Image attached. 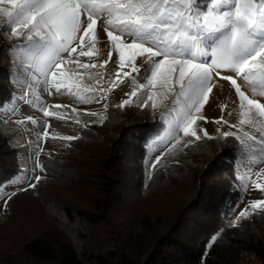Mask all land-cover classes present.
Returning <instances> with one entry per match:
<instances>
[{
  "label": "trees",
  "instance_id": "obj_1",
  "mask_svg": "<svg viewBox=\"0 0 264 264\" xmlns=\"http://www.w3.org/2000/svg\"><path fill=\"white\" fill-rule=\"evenodd\" d=\"M10 48L0 43V105L13 99ZM161 129L158 112L136 106L108 107L100 123L78 128L59 157L42 161L44 175L36 187L5 200L0 243L9 228L22 226V233L13 237L14 245L0 244V264H240L247 255L264 264V211L218 235L239 200L234 185L239 145L233 136L185 146L178 159L198 148L210 152L191 173L188 195L165 221L144 214L127 229L112 223L111 210L123 204L127 188L147 198L159 177L182 166L156 169L146 180L145 144ZM17 155L0 132V187L18 174ZM38 201L49 215L42 226L29 207Z\"/></svg>",
  "mask_w": 264,
  "mask_h": 264
},
{
  "label": "snow or ice",
  "instance_id": "obj_2",
  "mask_svg": "<svg viewBox=\"0 0 264 264\" xmlns=\"http://www.w3.org/2000/svg\"><path fill=\"white\" fill-rule=\"evenodd\" d=\"M82 17L88 21L87 27ZM98 20H102L111 45L108 60L99 67L103 69L111 61L114 51L119 69L111 87L102 91H111L131 75L122 71L125 67L138 73L136 60L142 57L150 66V75L146 83L136 87L152 90L148 94L152 108L158 107L156 96L171 95L186 101V108L175 119L167 121L170 139H177V132L200 139L194 123L212 91L213 73L233 72L254 93L264 97V0H0V26L7 25L11 37L23 40L13 45L12 50L28 54L33 62L31 66L42 74L46 90L55 89L56 93L65 89L78 97L82 92L92 93L94 98L98 96L93 88H81L78 80H59L54 71L64 62L63 54L71 57L77 52V48L72 47L77 40L80 41L79 56L91 57V50L85 51V47L90 44L94 49V26ZM76 62L78 68L88 72L90 79L95 75L103 77L101 72L88 71L96 67L94 64L79 63L78 57ZM221 78L230 81L239 98L238 126L248 125L260 134V139L248 132H243V138L237 135L240 149L247 151L259 144L264 150V104L242 91L236 78L227 75ZM127 95L129 100L123 101L121 108L131 103L137 91L134 89ZM0 107L15 112L6 105ZM41 110L44 117L63 118L47 108ZM27 119L35 123L31 117ZM204 134L208 135L206 131ZM44 135L47 136V132ZM232 135L223 133L225 137ZM64 139L75 138L66 136ZM37 167L43 166L37 164ZM35 180L38 184L40 177ZM36 184L29 187L34 188ZM250 208L264 211V201H254ZM246 214V210L241 211L240 217ZM216 239L212 237L213 242Z\"/></svg>",
  "mask_w": 264,
  "mask_h": 264
},
{
  "label": "rangeland",
  "instance_id": "obj_3",
  "mask_svg": "<svg viewBox=\"0 0 264 264\" xmlns=\"http://www.w3.org/2000/svg\"><path fill=\"white\" fill-rule=\"evenodd\" d=\"M82 19L84 27H87L88 21L84 17ZM94 27V49L91 48L90 44L85 47V51L91 50V57L88 55L79 56L80 41L77 40L72 44V47L77 48V52L73 53L71 57H68L67 53L63 54L64 62L54 71L57 73L59 80L66 78L78 80L81 88H93L98 96H105L104 99H99L98 96L94 98L92 93L82 92L81 96L78 97L67 93L65 89H61L60 93H56L55 89L46 90L47 85L43 82L44 78L36 67L31 66L33 62L29 59L28 54L12 50L13 45L23 43V40L11 37L10 28L7 25L0 26V43L4 42L11 45L9 54L13 65V78L15 77L13 99L5 104L7 109L14 108L15 112L0 107V132L10 145L17 150L19 164L18 174L0 187V222L5 221L7 218L8 211L5 207L7 197L21 191L20 189L29 187V184H35V177H43L42 168L37 167V164L41 165L43 160L50 157H59L62 148L68 142L64 137H75L78 128L100 123L108 107L123 109L127 106H136L154 110L152 101L148 100L149 91L152 90L136 87L139 84L146 83V77L150 75V66L145 63V59L142 57L136 60V65L140 69L138 73L131 72L129 67H125L122 71L130 72L131 75L123 78V83L112 88L111 91H102V89L106 90L111 87V82L117 79L116 73L119 69L114 51L112 52L111 61L103 69L99 67L104 61L108 60L111 45L102 20H98ZM80 35H83V32ZM85 42L88 43L87 37ZM77 57L79 63L94 64L96 67L88 71L92 73L101 72L103 77L95 75L94 78L90 79L85 69L77 67ZM61 73H63V76L60 75ZM226 75L236 78L235 73L227 70H222L219 75L213 73L212 91L201 112L196 114L197 119L194 123V129L197 135L201 139L214 136L223 137V133L230 132L233 133L234 138L237 135L243 138V132H248L260 139V134L248 125L238 126L240 101L230 81L221 78ZM236 79L242 91L250 98H255L259 103L264 104V97L254 93L242 79ZM134 89L137 91V95L131 97L130 104L121 108V103L129 100L127 94ZM155 91H159V89ZM154 99L158 105L154 111L159 114L162 129L145 144V178L148 180L156 169H164L168 165L177 166L181 162L182 166L166 177H159L151 187L150 196L147 198L138 199L135 189L127 188L123 196V204L117 205L111 210L113 211L111 212L112 223L117 224L122 229H127L134 219L144 214H149L153 218L160 217L165 221L177 205L188 195L191 188V173L197 165L199 166L205 161V157L208 158L210 152L208 149L198 148L194 151L193 156L190 154L189 157L178 159L185 146L197 140L193 136H184L183 132L176 133L178 142L177 139H170L169 137L167 121L175 119L176 115L186 108V101L183 97H173L171 95L167 98L156 96ZM55 105H61L62 107L57 108L54 107ZM166 107L167 111L165 110ZM43 108L61 114L63 118L44 117L41 110ZM28 117H31L35 123L28 120ZM74 121L75 124H73ZM216 121L220 122L217 123ZM59 127H62V129ZM205 131L208 134L207 136L204 134ZM45 132H47V136L44 135ZM237 142L239 145L238 140ZM93 149V147H90L86 151L89 153ZM238 152L234 185L239 200L234 208L229 211L218 235L230 230L242 220L249 219L257 212L258 210L253 211L250 208L252 202L264 201V150L261 149L259 144L254 145L247 151L241 150L239 145ZM157 157H160V159L157 160ZM256 184L261 187H255ZM49 194L52 195L51 190L47 191V198H49ZM70 200L76 203L74 199ZM24 205L26 206V203ZM43 206L39 201L37 204L29 205L32 208V214H36L37 223L41 226L44 221L43 218L45 219L48 215L47 208ZM245 210L247 212L246 216L240 217V212ZM36 211L43 217L38 216ZM161 225L163 226L164 223L162 222ZM21 227H13L14 230L9 228L10 233H7L8 235L4 237V240H1L0 244L7 247V241L12 240V245H14L18 237L15 241L13 237L15 238L16 234L18 236L22 233ZM3 242L7 243V246ZM240 264L258 263L253 257L247 255Z\"/></svg>",
  "mask_w": 264,
  "mask_h": 264
},
{
  "label": "built area",
  "instance_id": "obj_4",
  "mask_svg": "<svg viewBox=\"0 0 264 264\" xmlns=\"http://www.w3.org/2000/svg\"><path fill=\"white\" fill-rule=\"evenodd\" d=\"M73 124H75V121L73 122ZM51 153H53V152L51 151Z\"/></svg>",
  "mask_w": 264,
  "mask_h": 264
},
{
  "label": "crops",
  "instance_id": "obj_5",
  "mask_svg": "<svg viewBox=\"0 0 264 264\" xmlns=\"http://www.w3.org/2000/svg\"><path fill=\"white\" fill-rule=\"evenodd\" d=\"M59 128H61L62 129V127H59ZM65 129V128H64Z\"/></svg>",
  "mask_w": 264,
  "mask_h": 264
}]
</instances>
